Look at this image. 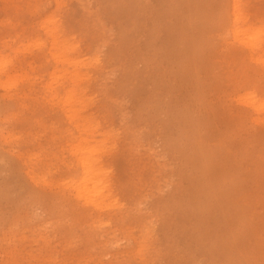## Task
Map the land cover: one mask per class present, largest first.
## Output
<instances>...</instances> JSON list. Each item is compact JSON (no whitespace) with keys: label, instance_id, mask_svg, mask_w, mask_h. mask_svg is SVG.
Segmentation results:
<instances>
[{"label":"rangeland","instance_id":"obj_1","mask_svg":"<svg viewBox=\"0 0 264 264\" xmlns=\"http://www.w3.org/2000/svg\"><path fill=\"white\" fill-rule=\"evenodd\" d=\"M0 60V264H264V0H0Z\"/></svg>","mask_w":264,"mask_h":264},{"label":"bare ground","instance_id":"obj_2","mask_svg":"<svg viewBox=\"0 0 264 264\" xmlns=\"http://www.w3.org/2000/svg\"><path fill=\"white\" fill-rule=\"evenodd\" d=\"M63 0H57V4L58 5H62ZM239 11H240V7L237 3L234 4L233 7V13L235 15V20L233 21V25L231 27V32H233L234 35V39H235V44H237L240 48L243 49L242 46L246 47L247 49H251V50H255V49H259L261 47V43L262 41H255V37H253L252 35L255 34L256 32H260L262 31L261 29H253L251 28V26H247L244 27L240 24V21H244L243 19L240 18L239 16ZM246 23V21H245ZM240 25V26H239ZM246 25V24H245ZM242 26V27H241ZM55 31L56 35H60L62 32L61 27H56L53 29ZM53 31V32H54ZM256 35V34H255ZM78 46H75L73 48L74 51L77 50ZM239 54V53H238ZM239 56V55H238ZM62 62H68L69 58H65L64 60L61 59ZM101 58L98 54L95 55L94 59H93V65L96 68H99L101 66ZM90 62H77V63H73L75 64L77 67L79 66H87ZM92 65V66H93ZM6 67V68H5ZM7 71L9 72L10 69L8 68V66L5 64L4 60H0V75L2 73H7ZM12 74V73H11ZM90 72H87L85 74H81L78 71V68H75L72 72L71 75V79H72V83L75 86V90L77 88H81V89H86L87 86L83 85L85 84V81L87 80L88 76H89ZM13 76V75H12ZM10 83L12 86H15L18 83V78L15 77H8V79L6 80L5 84ZM254 92H252L253 94ZM256 95V94H254ZM73 96L75 95H70L67 99L68 101H76L78 99L73 98ZM251 99H253V103L249 102L251 105H253L257 110H261L264 108V103L262 102L261 104H259L257 106L256 102H259V99H255V97H250ZM69 101V102H70ZM83 102H85V98H81L80 103L82 104ZM73 114L72 116L74 118L79 117L80 116V111H72ZM83 151L80 159L81 162V174L79 177V181H73L72 184H76L78 182V184L74 187L77 190V196L80 199H84L86 200V202L88 204H96L97 208H103L105 202L108 200L106 198L107 194H104V191L102 190V187H100L99 182L97 181V178L100 176V173L98 171V165L99 163H101V159H102V154H98V156L94 159H92L89 156V153L94 152L91 151V149H83L80 150ZM93 183V185H91L90 183ZM94 187V188H92ZM107 206L112 207V204H108Z\"/></svg>","mask_w":264,"mask_h":264}]
</instances>
